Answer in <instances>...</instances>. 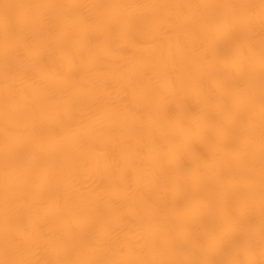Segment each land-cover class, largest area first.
I'll return each instance as SVG.
<instances>
[{
    "label": "bare ground",
    "instance_id": "obj_1",
    "mask_svg": "<svg viewBox=\"0 0 264 264\" xmlns=\"http://www.w3.org/2000/svg\"><path fill=\"white\" fill-rule=\"evenodd\" d=\"M0 264H264V0H0Z\"/></svg>",
    "mask_w": 264,
    "mask_h": 264
}]
</instances>
